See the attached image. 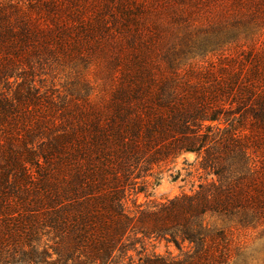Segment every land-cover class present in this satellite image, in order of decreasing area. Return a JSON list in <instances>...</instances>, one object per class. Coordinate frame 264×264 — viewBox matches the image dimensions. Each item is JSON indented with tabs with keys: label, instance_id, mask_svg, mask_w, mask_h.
I'll list each match as a JSON object with an SVG mask.
<instances>
[{
	"label": "trees",
	"instance_id": "trees-1",
	"mask_svg": "<svg viewBox=\"0 0 264 264\" xmlns=\"http://www.w3.org/2000/svg\"><path fill=\"white\" fill-rule=\"evenodd\" d=\"M187 154L197 189L139 203ZM241 231L264 244V0H0V264H255Z\"/></svg>",
	"mask_w": 264,
	"mask_h": 264
},
{
	"label": "rangeland",
	"instance_id": "rangeland-1",
	"mask_svg": "<svg viewBox=\"0 0 264 264\" xmlns=\"http://www.w3.org/2000/svg\"><path fill=\"white\" fill-rule=\"evenodd\" d=\"M205 6L200 13H198V19L206 22L209 17L217 18L221 7L212 5ZM212 13V14H211ZM240 51V49L235 52ZM234 52V50H233ZM213 56H209L210 59ZM196 156L194 154H187L179 159L175 163L165 165L161 168H155L152 172V176L149 178L150 187L148 193L150 197L146 198L145 195H140L138 198L139 203L154 202V201H166L174 197L180 196L185 193H191L197 189L200 181L204 179V174L201 171H197L198 165L195 164ZM131 206V204L129 203ZM236 240L246 243L247 246L259 251L258 261L255 264H264V244L258 243L256 240V233L252 231H241L235 233ZM149 250L156 249L158 253L167 254L171 252L177 255L178 252L173 245L162 242H151L148 244Z\"/></svg>",
	"mask_w": 264,
	"mask_h": 264
}]
</instances>
